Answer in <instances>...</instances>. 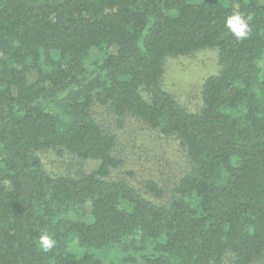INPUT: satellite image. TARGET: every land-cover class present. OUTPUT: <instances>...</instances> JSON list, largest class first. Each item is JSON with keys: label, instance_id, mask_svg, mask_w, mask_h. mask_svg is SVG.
<instances>
[{"label": "trees", "instance_id": "trees-1", "mask_svg": "<svg viewBox=\"0 0 264 264\" xmlns=\"http://www.w3.org/2000/svg\"><path fill=\"white\" fill-rule=\"evenodd\" d=\"M234 12L245 40L225 26ZM206 49L220 74L192 113L165 63ZM99 108L178 143L187 167L169 198L112 175L124 161ZM48 152L80 167L48 169ZM227 262L264 264V2L0 0V264Z\"/></svg>", "mask_w": 264, "mask_h": 264}, {"label": "rangeland", "instance_id": "rangeland-1", "mask_svg": "<svg viewBox=\"0 0 264 264\" xmlns=\"http://www.w3.org/2000/svg\"><path fill=\"white\" fill-rule=\"evenodd\" d=\"M220 69L218 53L214 49L201 50L187 57H170L165 63L166 73L162 84L180 104L193 108L190 110L187 107L188 111L197 113L202 101V83L206 78L220 74ZM97 117L106 130L116 133L118 137L116 152L124 164L114 170L112 175L130 180L142 190H146L148 180L156 181L161 185L163 198H169L187 167V159L178 143L171 139L160 140L155 130L134 116L127 117L122 129L103 108L97 109ZM43 158L47 168L53 171L71 172L73 168L76 167V171L80 167V163L74 162L72 157L58 158L53 152L44 154ZM99 167L100 162L88 161L84 171L90 174Z\"/></svg>", "mask_w": 264, "mask_h": 264}, {"label": "clouds", "instance_id": "clouds-1", "mask_svg": "<svg viewBox=\"0 0 264 264\" xmlns=\"http://www.w3.org/2000/svg\"><path fill=\"white\" fill-rule=\"evenodd\" d=\"M264 2V0H261ZM225 26L237 40H245L250 33L248 20L239 12H234L226 18ZM56 246V240L47 232L42 233L38 239V247L42 251H50Z\"/></svg>", "mask_w": 264, "mask_h": 264}]
</instances>
